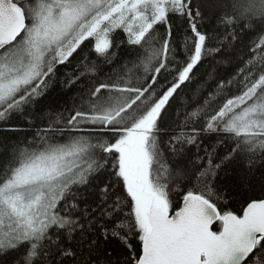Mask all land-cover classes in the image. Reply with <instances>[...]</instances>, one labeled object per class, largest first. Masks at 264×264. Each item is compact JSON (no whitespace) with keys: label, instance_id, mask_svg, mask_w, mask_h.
<instances>
[{"label":"snow or ice","instance_id":"obj_1","mask_svg":"<svg viewBox=\"0 0 264 264\" xmlns=\"http://www.w3.org/2000/svg\"><path fill=\"white\" fill-rule=\"evenodd\" d=\"M117 29L125 41L113 42ZM122 43L130 59L116 67ZM240 45L247 74L216 103L225 83L210 90L197 73ZM58 81L73 102L37 123ZM181 112L183 127H201L173 135ZM0 125L30 133L0 139V264H93L100 238L120 249L105 248L102 264H264V183L228 210L264 168V0H0ZM236 161L245 172L229 183L221 173ZM185 180L193 187L177 201Z\"/></svg>","mask_w":264,"mask_h":264},{"label":"trees","instance_id":"obj_2","mask_svg":"<svg viewBox=\"0 0 264 264\" xmlns=\"http://www.w3.org/2000/svg\"><path fill=\"white\" fill-rule=\"evenodd\" d=\"M211 17L209 16V22H208V29L209 31H213L214 28L211 24ZM176 23H180L179 21H174V26ZM161 33L164 31L163 29L160 30ZM175 31V27H174ZM112 39L114 43H117L119 41H125L126 40V33L123 32V30H117L113 35ZM175 39L178 42L182 41V37L179 33V31L176 32ZM130 46L126 43H122L119 45L118 48H116L117 52V58L114 60L113 64L116 67H120V65L123 63L124 60L130 59V57L125 55V50L129 48ZM86 54L89 56L90 59L95 60L96 54L93 51L85 50ZM234 56L229 57L227 63H219V58L213 59L212 57H209L204 61V66L200 68L199 72L197 73L198 81L197 82H203L204 80L208 81V85L211 86L210 90L215 89V84L217 81H221L225 83L224 88V96H221L218 98L216 103H219L227 98H231L233 95L238 94L239 89V82L243 79V76L247 74L248 69L245 68V61L248 59L247 53L248 49L245 48L243 45L238 46L234 50ZM108 67L106 66V70ZM244 69V72H241L240 70ZM75 66H69L67 68L60 67V71L58 73L59 80L62 81L65 78L66 73H72L74 72ZM256 71H260L259 68L256 69ZM227 81H232L231 85H227ZM197 82H194L190 89L188 90V97L190 98L192 95V90H194L197 86ZM76 94L69 89H63L61 83L58 81L53 85V87L49 90V93L45 99L38 102L34 109V115L33 119L37 118H43L47 119V112L51 108H63L64 105L71 106L73 102V98ZM188 111H191V107L188 109ZM174 120L176 121L175 124L172 125V134H179L181 131L183 132H190L191 128L194 126L196 128L201 127V122L196 123L195 125H192L191 122H189L188 127H183L185 116L183 112L179 115V117H174ZM14 125H19L21 127H24L23 118L20 116H16L13 118V120L10 122ZM37 123H39V119H37ZM3 125H0L2 127ZM25 135H28L30 138V133L20 132V133H0V139H7L10 138L12 142H15L16 140H21L24 138ZM202 139H204V146H207L209 143L215 144L216 137L211 136L204 138V135L202 134ZM166 141L170 139V137L165 138ZM222 152L227 151L226 147H223ZM192 152H195V149H192ZM191 154V153H190ZM194 159V157H193ZM181 163H185L184 161H181ZM161 164L166 165L170 170H175V163L173 162L171 158V154L165 150L164 157L161 160ZM161 172H163V169H161ZM245 169L244 164L242 161H236L233 165L225 169L224 173H221V177L223 178L225 174H227L228 182L231 183L233 181V178L237 175H244ZM223 182V181H221ZM264 183V168H257L251 175L248 176L247 181L240 183L239 187L233 189V194L231 198L228 201V210L235 211L239 213L241 211V208L245 206V201L253 196V195H260V188L261 184ZM193 187V184L188 182L187 180L183 181L181 184V192L177 193L175 198L177 201L180 200V197L183 195V193L187 190ZM133 245H136V241H132ZM100 254L97 256L91 257V260L93 264H102L103 261V251L105 248L108 249V251H112L114 255L119 254L120 249L117 247L116 242H112L109 244H105L103 239L100 238ZM79 260H87L89 259L88 251L87 249H80L78 252Z\"/></svg>","mask_w":264,"mask_h":264},{"label":"rangeland","instance_id":"obj_3","mask_svg":"<svg viewBox=\"0 0 264 264\" xmlns=\"http://www.w3.org/2000/svg\"><path fill=\"white\" fill-rule=\"evenodd\" d=\"M117 30H120V29H117ZM117 30H116V31H117ZM121 30H122V29H121ZM116 31H115V32H116ZM115 32H114V33H115ZM114 33H113V34H114ZM113 34H112V35H113Z\"/></svg>","mask_w":264,"mask_h":264}]
</instances>
